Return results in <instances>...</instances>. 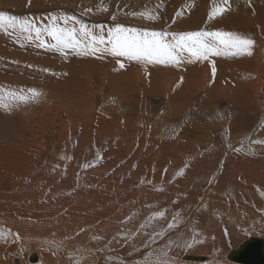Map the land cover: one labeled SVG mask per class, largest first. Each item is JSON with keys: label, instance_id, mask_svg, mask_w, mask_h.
Listing matches in <instances>:
<instances>
[{"label": "rangeland", "instance_id": "1", "mask_svg": "<svg viewBox=\"0 0 264 264\" xmlns=\"http://www.w3.org/2000/svg\"><path fill=\"white\" fill-rule=\"evenodd\" d=\"M214 6H225L227 10L209 19ZM0 11L35 19L38 25L46 24L51 15L75 16L90 28L104 26L105 34L109 27L122 23L126 27L167 32L223 30L255 42L251 55L212 56V63L184 59L179 66L145 65L107 52L88 56L69 52L65 57L51 48L39 47V41H31L24 34L0 30V102L11 103L10 110L0 107V264L40 261L39 245L32 243L49 238L53 228L46 222L41 224V216L35 218L40 209H27L28 199L35 197L40 202L46 196L49 203L57 200L62 207L69 203L68 197L106 200L96 195V191H104L100 185L103 176L93 178L89 173L101 165L106 166L111 177L108 186H112V197L128 199V205L124 202L120 206L125 211L120 216L122 227L114 225L109 248L94 250L95 264H238L225 258L227 252L249 236L264 237V214L255 211L258 204L240 211L228 206L233 200H239L240 205V193L248 189L238 184L250 183L251 190L262 196L264 211V180L241 182L236 170L242 160L264 166V150L250 154L242 151L250 145H264V0H228L227 5L223 0H0ZM143 12L154 14L157 19L141 16ZM59 23L63 26V21ZM118 59L124 68L119 67ZM213 65L218 77L215 83ZM128 68L139 73L141 79L135 75L126 80L124 76L111 77L113 72ZM157 72L166 77L164 87L158 80L154 82ZM132 81L137 83L136 88L129 87ZM151 82L156 86L152 87ZM227 82H240L243 86H228ZM253 83L255 91L251 88ZM241 87L256 92L255 111L239 102ZM29 88L41 95L25 102L9 96L16 92L30 95ZM138 88H145V93ZM205 96L207 101L202 104ZM237 115L243 117L240 123H245L240 132L229 128ZM194 118V131L185 133L183 128ZM201 120L206 128H200ZM207 137L211 143H207ZM210 147L212 150H207ZM59 148L66 159L59 154ZM220 149V159L216 155L209 159L216 165L211 169L204 167L202 157ZM234 154L237 157L231 158ZM54 176L58 181L67 179L59 199L53 198V192L58 191L53 189L57 184L53 183ZM87 176L89 183L83 184ZM165 178H170V182H164ZM115 191H120L119 195ZM8 203H16V207ZM59 209L43 213L50 215ZM159 212L164 215H154ZM15 214L17 219L11 217ZM170 223L172 228L168 227ZM71 228L62 242L70 243L74 237L77 242L68 246L77 249L78 239L85 236L81 238L80 231ZM90 237H86L87 242L94 240ZM71 249L66 254L63 249L60 258L71 257ZM37 253V260L30 262L29 256ZM186 254L206 256L208 260H183ZM214 255L219 256L218 260Z\"/></svg>", "mask_w": 264, "mask_h": 264}, {"label": "bare ground", "instance_id": "2", "mask_svg": "<svg viewBox=\"0 0 264 264\" xmlns=\"http://www.w3.org/2000/svg\"><path fill=\"white\" fill-rule=\"evenodd\" d=\"M91 6V5H90ZM199 9V8H198ZM228 22V21H227ZM205 23H208V22H205ZM210 23V22H209ZM212 24V23H211ZM175 26V25H174ZM213 26V25H212ZM230 26V25H229ZM210 27V25L208 26ZM3 34V33H2ZM14 34V33H13ZM12 34V35H13ZM3 36V35H1ZM32 41V40H31ZM8 44V43H7ZM2 46V45H1ZM31 46V45H30ZM32 50V49H31ZM34 57V56H33ZM20 58V57H19ZM109 58V57H107ZM2 60V59H0ZM4 60V59H3ZM8 60V59H7ZM10 61V59H9ZM49 63V62H48ZM253 64V62H252ZM43 65V64H42ZM13 67V65H12ZM15 67V66H14ZM44 67V66H43ZM206 68V67H205ZM255 67L252 66V70L254 69ZM84 71V70H83ZM126 71H128L126 73ZM131 71L132 74H130L129 72ZM226 72V71H225ZM223 71V73H225ZM161 74H159V72H157V74L159 75L156 80L154 82H156L157 80L161 83V86L164 87V84H166V77L163 76L162 72H160ZM228 73V72H227ZM130 74V75H129ZM155 74V73H154ZM203 74V73H202ZM226 74V73H225ZM232 74V73H230ZM42 75V74H41ZM131 75H135V77H137L138 79H141V75L139 73L136 74V71H132L131 69H126V70H121V72H113V74L111 75V77L114 76L116 77V79H119L124 76V80L128 79L129 77H132ZM165 75V74H164ZM110 76V75H109ZM167 76V75H166ZM169 76V75H168ZM203 76V75H202ZM191 77V76H190ZM230 78V77H229ZM172 79V78H171ZM203 79V78H202ZM220 79V78H219ZM168 80V78H167ZM224 80V79H223ZM173 80H171L172 82ZM154 82H151V86L152 87H155L156 84ZM1 84L3 82H0ZM30 83V82H29ZM164 83V84H163ZM170 83V82H169ZM229 85L228 86H233V87H237V86H242L241 84L242 83H238L235 85L234 83H230V82H227ZM226 83V84H227ZM5 85V84H4ZM17 86V85H16ZM24 86V85H23ZM31 86V85H30ZM137 86V83H135L134 81H132L130 84H129V87H133V88H136ZM220 86L223 87V85L220 84ZM2 87V86H1ZM34 87V86H33ZM51 87V86H50ZM78 87V86H77ZM3 88V87H2ZM22 88V87H21ZM212 88V87H211ZM7 89V88H6ZM23 89V88H22ZM145 89V88H144ZM143 90V93H145L146 90ZM189 89V87H188ZM224 89V88H223ZM252 89H254L255 91V88L253 87ZM19 90V89H18ZM78 90V88H77ZM138 91H142L141 89H137ZM208 90V88H207ZM206 90V91H207ZM210 90V89H209ZM81 91V90H79ZM205 91V92H206ZM7 92V91H6ZM5 92V93H6ZM26 92V90H25ZM214 92V91H213ZM218 92V91H217ZM225 92V91H224ZM230 93V92H229ZM77 95V93H75ZM214 94V93H213ZM219 94V92H218ZM223 94V92H222ZM72 95V94H71ZM79 95V94H78ZM254 95H256V92L255 93H252L250 91H247L246 89H243L242 87L240 88V96L239 97V102L244 105V106H247V108H249L251 111H255L256 110V97L254 98ZM60 96V95H59ZM209 96V95H208ZM219 96V95H218ZM244 96H249L251 99H245ZM11 98V97H10ZM204 98V97H203ZM221 98V97H220ZM37 99V98H36ZM210 99V98H209ZM41 100V99H40ZM124 100V99H123ZM128 99H126L127 101ZM10 101V100H9ZM39 102V101H38ZM243 102V103H242ZM5 103V102H4ZM42 103V102H41ZM253 104V106H251ZM15 105V104H14ZM13 105V106H14ZM37 106V104H35ZM27 107V106H26ZM34 107V106H33ZM21 108H24L22 107L21 105ZM31 108V107H30ZM35 108V107H34ZM38 108V106H37ZM36 108V109H37ZM207 108V107H206ZM32 109V108H31ZM25 110V108H24ZM33 110V109H32ZM39 110V109H38ZM14 111V109H13ZM22 111V110H21ZM44 111V110H43ZM127 111V110H126ZM125 112V111H124ZM32 113V112H29V114ZM40 113V111H39ZM33 114V113H32ZM31 114V115H32ZM14 117V116H13ZM243 119L242 116L240 115H237L235 118H233L231 121H230V124H229V128L232 127L231 129L233 130H236V131H239L242 129L243 125L245 124L243 121L240 123V120L239 119ZM23 119V118H22ZM202 121V120H201ZM29 122V120H28ZM196 118L190 120L189 122H187L188 124L185 125V127L183 128L184 132L185 133H188L189 131H194L195 129V126H196ZM200 128H206V126L204 125L203 121L200 125ZM25 129V128H24ZM111 129V128H110ZM213 129V127H212ZM26 131V130H25ZM261 132L264 133V123H263V126H262V129H261ZM24 134V132H23ZM16 137V136H15ZM24 137V136H23ZM194 139H200L199 137H194ZM17 140V139H16ZM67 140V139H66ZM65 140V141H66ZM70 140V139H69ZM207 140L208 142L207 143H211L212 140L207 137ZM59 147V146H58ZM48 148V147H47ZM53 148V147H52ZM70 148V146H69ZM2 149V148H1ZM15 149V148H14ZM4 150V149H3ZM2 150V151H3ZM48 150V149H47ZM62 148H59V154H62L63 157H65L66 159V156L64 155V152ZM207 150H212V147L208 148ZM264 150V145H260V144H255V145H250L248 146L247 149H242L243 152H245L246 154H250V153H257V152H260L262 153L261 151ZM18 151V150H17ZM52 152V151H51ZM66 153V152H65ZM70 153V152H69ZM222 153H223V149H220L218 151H211V153L207 152L206 155L202 158L203 161H202V164L204 167H207L209 169H211V167H213V165L215 166L216 165V162L213 161V162H210L209 159L210 158H214V156L216 155V159H220L221 156H222ZM4 154V153H3ZM54 154V153H53ZM15 155V154H14ZM39 156V155H38ZM50 156V155H49ZM61 156V157H62ZM62 157V158H63ZM237 156L234 154L231 156V158H236ZM17 158V157H16ZM54 158V157H53ZM4 159V158H3ZM11 159V158H10ZM18 159V158H17ZM37 159V158H36ZM64 159V158H63ZM40 160V159H39ZM70 160V159H68ZM30 161V160H29ZM28 161V163H29ZM207 161L208 164H207ZM7 162V161H6ZM1 163V162H0ZM56 163V162H55ZM199 163V162H198ZM12 164V162L10 163ZM42 164V163H41ZM44 164V163H43ZM42 164V165H43ZM237 165V164H236ZM28 166V165H27ZM40 166V165H39ZM65 168H68L67 167V164L64 165ZM15 167V166H13ZM12 167V168H13ZM50 167V166H49ZM39 170H40V167H38ZM43 168V167H42ZM52 168V167H51ZM70 168V167H69ZM37 169V168H36ZM48 169V168H47ZM37 170V171H39ZM44 170V169H43ZM50 170V168H49ZM208 170V169H206ZM238 171V178H239V181H245V183L251 181V179L253 178H256V180H264V166L262 165H259L258 162L256 161H248V160H242V165H239L237 166V169ZM235 170V171H236ZM1 171V170H0ZM36 171V170H35ZM42 171V170H41ZM16 172V171H15ZM21 172V171H20ZM34 172V171H33ZM90 175H93V178L96 176V175H101L103 176V182H100V185L101 183L103 184L102 185V189L104 191H101V192H98L96 191V195H102L106 198V200H101L98 199V200H94V196L93 197H87V196H83L81 197L80 199H73V198H70L68 197V201L69 203L66 205V207H62L61 206V203L59 204L57 202V200H54L52 201L51 203H49L50 201V198L49 197H45L43 199L40 200L39 202V199L38 200H35V197L32 198V199H28V208L27 209H33L32 211H36L38 209V211L36 212H39L37 214V216H33L35 218H37L38 216H41L43 218V220L41 221V224H43L44 222H46V224H51L53 230H51V232H49V234L47 236H50L49 238H44L43 240L41 239L40 242H34L32 243V246L33 245H39V249L41 252V256L39 257L38 253H37V258L39 257L40 258V261L37 263V264H95V259L97 257V253L94 252V250L96 248H100V249H106V248H109V245L108 243L110 244V239H112L114 237V230L116 228H114V225L117 224L118 227H122V223H121V220H122V217L120 218V216H123V214L125 213V211H123V207L120 208V206H123L122 204L127 200L124 199V201L122 199H114L112 197V195H114L112 193L111 195V192H110V188L112 187L111 185L108 186V182L111 183V177L109 174L106 173V166L105 165H101V166H98L96 169H93V170H90ZM257 173H261L263 174L262 176H256L255 174ZM46 173H44L45 175ZM54 174V173H53ZM121 174V173H120ZM35 175V174H34ZM43 175V176H44ZM59 174H57L58 176ZM112 175V174H111ZM48 176V177H51L50 174H47L45 175V177ZM105 176V177H104ZM44 177V178H45ZM114 177V175L112 176ZM67 178V177H66ZM70 178V176L68 177ZM89 177L87 176L84 183L83 184H88L89 183ZM118 178V177H117ZM52 179H54L53 183H57L55 184V188L53 189H57L58 188V191H55L53 192V195L56 196V197H53V198H58L59 197H63V194H62V191L64 189V187H67V179L66 180H60L58 181L57 177L54 176ZM100 179V178H99ZM113 179V178H112ZM114 180V179H113ZM142 180V179H141ZM168 180V181H167ZM170 178H165L163 179L164 182H170L169 181ZM93 181V180H92ZM95 181H99V180H95ZM101 181V179H100ZM115 181V180H114ZM118 181V180H117ZM158 182H162V181H158ZM43 183V182H42ZM114 183V182H113ZM126 183V182H125ZM48 185V184H47ZM47 185L45 187H43L42 189H45L47 187ZM99 185V183H98ZM119 185V184H118ZM122 185V184H121ZM124 185V184H123ZM25 186V185H24ZM117 186V185H116ZM120 186V185H119ZM239 187H245L247 188L248 190L240 193L241 195V201H240V205L238 206V203H239V200H233V204H228V206L230 205V207L232 209H235V210H238L239 211L241 210L240 208H243V207H256V204H258V207L257 209L255 210L257 212V214H264V211L263 208L261 207L262 204H263V198L261 195L259 194H256L254 193V191L251 190L250 188V183L248 184H244V186H241V184H238ZM122 187V186H121ZM96 188H98L96 186ZM100 188V189H101ZM99 189V188H98ZM118 189V188H117ZM33 190V189H32ZM66 190V189H65ZM114 190V188L112 189V191ZM239 190H241L239 188ZM81 191V190H79ZM77 191V192H79ZM11 192V191H10ZM61 192V194H59ZM117 195H119L118 193H120V191H115ZM214 193H216V191H213ZM171 193V192H170ZM169 193V195H170ZM212 193V194H214ZM28 194V193H27ZM59 194V195H58ZM76 194V193H74ZM172 194V193H171ZM238 194V193H237ZM264 194V193H263ZM10 195V194H9ZM33 194H31L30 196H32ZM53 195H50V196H53ZM73 195V194H72ZM243 195V196H242ZM0 196H1V193H0ZM3 196V194H2ZM29 196V197H30ZM43 196V195H42ZM171 196V195H170ZM214 196V195H213ZM15 197V196H14ZM72 197V196H71ZM16 198V197H15ZM213 198V197H212ZM9 199V198H8ZM59 199V198H58ZM66 199V200H67ZM7 200V199H6ZM64 200V199H63ZM130 200V199H129ZM9 201V200H8ZM12 201V200H11ZM16 201V200H15ZM61 201V200H60ZM23 202V201H22ZM63 202V201H62ZM65 202V201H64ZM117 203L116 206L118 207H115V204ZM228 203V202H227ZM9 204V203H8ZM16 203H10L9 205H11L12 207H16L15 205ZM126 204L128 205V203L126 202ZM63 205V203H62ZM7 206V205H5ZM11 206H8V209L9 208H12ZM126 206V205H125ZM60 208L58 211H56L55 213H51L50 215H47V214H44L43 212H51L53 211L54 209L56 208ZM127 207V206H126ZM130 207V206H129ZM128 207V209H129ZM228 209V207H227ZM262 209V210H261ZM231 210V209H230ZM234 210V211H235ZM31 215L32 212H29ZM43 213V214H42ZM9 214V213H8ZM33 214V213H32ZM1 215V214H0ZM18 215V214H17ZM28 215V214H26ZM25 215V216H26ZM18 216L21 217V215L19 214ZM240 216H243V215H240ZM11 217L16 218V214L15 215H12ZM24 217V216H23ZM6 218H7V215H6ZM31 218V217H30ZM29 218V219H30ZM32 219V218H31ZM124 219V217H123ZM21 220V219H19ZM34 220V218L32 219ZM36 220V219H35ZM24 221V220H23ZM31 221V220H30ZM7 222V220H6ZM3 223V222H2ZM56 223H60L61 225H56ZM222 223V221H221ZM238 223V222H237ZM53 224V225H52ZM239 224V223H238ZM35 225V224H34ZM45 226V225H44ZM53 226L55 227H60V228H54ZM10 227V225H9ZM46 227V226H45ZM71 227H74V231H80V233L82 234V237L83 238V235L85 236L83 239H78L80 245H79V249H74L73 247H76V246H72V249L71 247H69L68 245L70 244L73 245L75 244L77 241V239H75L74 237L72 239H70V243L69 241H66V243L64 244L63 239L66 238V235H69V233L72 232V228ZM25 228V227H24ZM35 228V227H34ZM51 228V229H52ZM71 228V229H70ZM48 230V229H47ZM22 231V230H21ZM25 231V230H24ZM29 231V230H28ZM37 231V230H36ZM35 231V232H36ZM32 232V231H31ZM40 233V232H39ZM37 234V233H36ZM34 235V234H33ZM89 235L91 236L90 238H93L94 240H92V242H87V239L86 237H89ZM25 236V235H24ZM23 236V237H24ZM36 236V235H35ZM72 236V235H71ZM69 237V236H68ZM79 237V235L77 236V238ZM103 237V238H101ZM258 237V236H256ZM262 238V237H260ZM264 240V237L262 238ZM24 242V241H23ZM102 243H105L104 247H102ZM53 244L55 245V247L53 246ZM113 244V242H112ZM111 244V245H112ZM30 245V243H29ZM58 246V247H57ZM200 246V245H199ZM198 246V247H199ZM201 247V246H200ZM38 248V247H36ZM64 249V253L66 254V250L69 251V249H71V257L69 258H66L65 259V256L61 259L60 258V254L62 253ZM102 249V250H103ZM87 250H90L89 252ZM230 251V250H229ZM228 251V252H229ZM227 252V253H228ZM90 254V256H89ZM188 255V254H186ZM106 256V255H105ZM184 256V255H183ZM182 256V259L183 260H187V259H184ZM195 256V255H194ZM206 257V256H205ZM214 259L218 260L217 255H214L212 256ZM226 258V257H225ZM206 259L208 260V258L206 257ZM227 259V258H226ZM19 260V259H18ZM37 260V259H36ZM35 260V261H36ZM205 260V261H207ZM228 260V259H227ZM27 261V260H26ZM33 261V262H35ZM187 261H194V260H190L188 259ZM228 261H231V260H228ZM23 262V261H22ZM31 262V261H30ZM196 262H200V261H196ZM203 262V261H202ZM231 262H234V261H231ZM16 264H18L17 262H15ZM234 263H237V262H234ZM20 264H21V261H20ZM211 264H225V263H211ZM239 264V263H238Z\"/></svg>", "mask_w": 264, "mask_h": 264}, {"label": "snow or ice", "instance_id": "3", "mask_svg": "<svg viewBox=\"0 0 264 264\" xmlns=\"http://www.w3.org/2000/svg\"><path fill=\"white\" fill-rule=\"evenodd\" d=\"M223 3L227 5L228 0H223ZM226 10L225 6H214L209 13V19L223 14ZM140 15L152 20L157 19L156 15L147 12L140 13ZM59 21H63V26ZM0 30L5 33L11 31L24 34L29 40L39 41V47L51 48L65 57L69 52L82 56L107 52L114 57H124L145 65L179 66L184 59L212 63L210 60L212 56L251 55L255 43L249 37L223 30L206 31L201 28L198 31L167 32L126 27L122 23L109 27L105 34L104 26L96 25L90 28L75 16L51 15L46 24L38 25L35 19L9 15L6 11H0ZM46 38H50L51 42ZM117 64L121 69L125 67L119 59ZM212 71L215 74L214 65ZM27 92L30 95L16 92L9 93V96L12 100L25 102L29 99L35 100L41 95L35 88H29ZM0 107L10 110L11 103L0 102ZM154 215L163 216L164 213L159 212ZM173 226L171 223L168 225L169 228ZM16 239L20 237L17 235ZM187 246L191 247V245Z\"/></svg>", "mask_w": 264, "mask_h": 264}, {"label": "water", "instance_id": "4", "mask_svg": "<svg viewBox=\"0 0 264 264\" xmlns=\"http://www.w3.org/2000/svg\"><path fill=\"white\" fill-rule=\"evenodd\" d=\"M184 259L194 261H205V256L184 255ZM228 260L239 264H264V240L260 237L249 236L242 241L236 248L231 249L227 254ZM37 259V255L29 256V261L33 262Z\"/></svg>", "mask_w": 264, "mask_h": 264}, {"label": "crops", "instance_id": "5", "mask_svg": "<svg viewBox=\"0 0 264 264\" xmlns=\"http://www.w3.org/2000/svg\"><path fill=\"white\" fill-rule=\"evenodd\" d=\"M223 56H225V58H228L230 55H223ZM232 56H233V55H232ZM225 60H226V59H225ZM212 72H213V71H212ZM215 75H216V74H215ZM215 75L213 74V77H214V82H213V83H215L216 80H217V78H218V77L215 76ZM252 75H253V74H252ZM228 81H229V80H228ZM219 83H222V82L219 81ZM234 84H235V83H234ZM235 85H236V84H235ZM241 85H242V84H241ZM242 86H243V85H242ZM253 87L255 88V84H254V83H253V85L251 86V88H253ZM207 98H208V96H205V97H204L205 100H202V104H203L204 101H207ZM208 100H209V99H208ZM201 106H202V105H201ZM200 108H201V107H200ZM200 108H199V109H200ZM203 110H204V112H205V109H203Z\"/></svg>", "mask_w": 264, "mask_h": 264}]
</instances>
